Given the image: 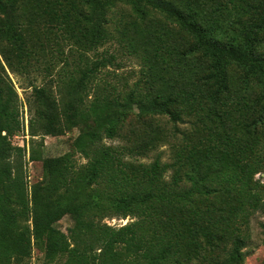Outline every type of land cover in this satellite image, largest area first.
<instances>
[{
	"label": "trees",
	"instance_id": "obj_1",
	"mask_svg": "<svg viewBox=\"0 0 264 264\" xmlns=\"http://www.w3.org/2000/svg\"><path fill=\"white\" fill-rule=\"evenodd\" d=\"M120 8L135 19L122 26ZM117 22L143 65L126 94L100 78L117 56H89L116 39ZM164 48L172 57L159 70ZM60 64L66 78L39 85ZM7 70L32 89L30 158L44 178L31 190L26 148L12 144L25 129ZM131 116L147 122L133 142L122 133ZM73 129V151L37 150L38 137ZM262 174L264 0H0V264H30L34 246L43 264H242L264 215Z\"/></svg>",
	"mask_w": 264,
	"mask_h": 264
},
{
	"label": "rangeland",
	"instance_id": "obj_2",
	"mask_svg": "<svg viewBox=\"0 0 264 264\" xmlns=\"http://www.w3.org/2000/svg\"><path fill=\"white\" fill-rule=\"evenodd\" d=\"M115 19H122V26L127 25V23L133 21L135 19V16L132 14L131 10L129 8H120L119 10L115 11L114 13ZM117 23L111 24V31L115 35V40L111 42L108 46L105 48H100L99 51L91 52L89 56L95 60L103 56V53L106 51H109L111 54H115L117 56L118 64L115 66H110L108 69L105 70L103 75H100V78H103L105 80V83H109L113 87H116L119 91H121L123 94L128 93L132 89L135 88L137 82L144 78L142 74L143 65L141 64V61L139 59H136L128 54L126 49L128 47H125L124 45V39H123V33L126 31V27H120L123 31H118L117 27H119ZM129 33V35H133V30L126 31ZM126 40V39H125ZM127 41V40H126ZM169 42H173L170 40ZM174 45L178 46L181 44L179 42H174ZM153 55V49L152 47L146 48V51ZM145 50H143V47H140V54H144ZM161 55L164 57L157 58V66L159 70H163L164 65L162 64V61L164 59H170L172 56H168V52L166 48L162 49ZM146 55L144 54V57ZM172 64L176 66L177 60L174 57L172 59ZM64 65L60 64L54 71L51 72L50 76L47 77V74L42 75V77L39 80V85L44 84L43 76L46 77V80H53L55 84L59 82L60 78H66V76L69 74L68 71H64ZM68 70V69H67ZM173 71V70H172ZM10 78L13 80V83L15 85V88L19 94V103H20V120L22 123V126H24V132H21L17 137L12 138V144L17 147L26 148L25 156L23 157V165H24V173H25V181L27 183L28 188L31 190V187L36 184L37 182H40L44 178V172H43V165L42 162L38 161H32L30 158V149H31V137L29 135V129H30V119L31 115L29 112V106L27 104L28 96L31 94L32 89H23L24 85H28V81L26 78L16 77L13 75L9 70H7ZM67 73V74H66ZM143 86L145 84L143 83ZM163 127H165L168 131H171V125L168 123L167 118H161ZM153 121L152 119H148V122ZM147 124V122H146ZM146 124L143 122H138L134 116H131L129 120L126 123V126L123 130V134L129 135L131 141L133 142L138 136L143 134L146 130ZM145 125V126H144ZM78 129H73L72 131L66 132L64 135L51 137L47 136L44 139L38 137L40 144L42 145L40 148H37L39 152L42 153L43 157H58L65 155L66 153H69L73 151V142L79 135ZM28 134V135H27ZM29 136V137H27ZM123 139H117L113 141L114 144H120L123 143ZM169 142V141H168ZM110 143V142H109ZM162 150L165 151L164 160L168 161L169 158V145L165 144L162 147ZM153 157L150 158H138L140 159L138 162L143 163H150L153 161ZM76 158L79 161L85 162L83 158L78 154L76 155ZM257 179L264 182V174L257 175ZM134 220L126 219V220H119V219H113V220H106L105 222L108 225H111L113 227H121L124 226ZM71 219L70 215H65L57 224V227L61 229L64 232H67L68 228L71 226ZM251 231H252V240L248 246L247 250V256L242 264H264V215L263 214H257L252 219L251 223ZM44 260V252L42 249L38 246H34L32 257L30 260V264H43Z\"/></svg>",
	"mask_w": 264,
	"mask_h": 264
},
{
	"label": "built area",
	"instance_id": "obj_3",
	"mask_svg": "<svg viewBox=\"0 0 264 264\" xmlns=\"http://www.w3.org/2000/svg\"><path fill=\"white\" fill-rule=\"evenodd\" d=\"M27 137H29V136H27Z\"/></svg>",
	"mask_w": 264,
	"mask_h": 264
}]
</instances>
